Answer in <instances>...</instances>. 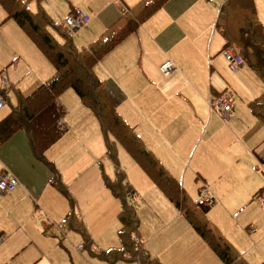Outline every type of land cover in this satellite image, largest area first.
Instances as JSON below:
<instances>
[{
  "label": "crops",
  "instance_id": "0c3cea01",
  "mask_svg": "<svg viewBox=\"0 0 264 264\" xmlns=\"http://www.w3.org/2000/svg\"><path fill=\"white\" fill-rule=\"evenodd\" d=\"M24 1L32 12L44 11L53 25L48 30L59 42L63 39L54 31L57 22L75 9L86 12L90 20L73 40L80 50L115 24L127 7L140 0ZM223 2L167 0L94 64L93 72L101 82L104 96L176 179L181 181V177L185 184L186 176L195 173L196 180L204 182L200 187L208 185L214 202L207 208V219L248 264H260L264 260V251L260 253V240L264 236L260 232L263 231L260 210L256 217L244 215L250 213L246 201L251 203L249 207H260L255 201L260 202V189L264 188V123L249 105L264 93V82L244 62L236 71L228 68L221 52L226 47L237 49L232 44L226 45L216 27ZM253 7L264 27V0H253ZM165 60L175 67L167 76L159 70ZM53 72L46 57L13 20L6 18L0 5V76L4 83L0 85V94L5 98L0 120L17 106L21 96L31 94ZM72 91L65 90L38 112L28 130H17L0 142V174H11L19 183L11 193L0 194V236L4 237L0 241V264H7L2 253L11 240L16 243L9 251L14 252V259L25 244L39 245L54 227L64 228V215L73 213L72 200L79 196H66L50 184L49 164L36 162L32 147L35 144L36 149L51 159L65 187L86 169L88 125L96 122V117ZM216 97L231 101L225 122L209 107V100ZM242 208L240 213L246 211V214L240 221L233 215L231 220L216 216L217 212L228 216L224 209L233 214ZM174 209L177 215L171 222L180 229L175 243L190 242L200 253L210 255L198 234L188 222H182L185 218ZM36 214H44L51 223L41 218L38 223ZM80 218L73 213L71 224L80 225ZM55 238L61 244L62 240ZM112 246L118 248L119 239ZM146 247L151 256L161 259V264L169 263V257L158 253L154 245Z\"/></svg>",
  "mask_w": 264,
  "mask_h": 264
},
{
  "label": "trees",
  "instance_id": "16d2710c",
  "mask_svg": "<svg viewBox=\"0 0 264 264\" xmlns=\"http://www.w3.org/2000/svg\"><path fill=\"white\" fill-rule=\"evenodd\" d=\"M166 1L140 0L127 7L115 24L86 47L78 50L73 40L56 27L54 31L56 29V35L64 38L63 42H59L54 37L48 30L53 25L43 10L32 12L24 0H0L6 18L16 23L54 69L48 80L39 85L31 94L21 96L17 106L0 120V142L8 139L17 130H28L30 121L38 112L65 90L72 89L80 102L96 117L106 138L105 153L114 164L116 178L114 181H105V185L116 199L121 200L117 214L119 220L117 235L120 246L115 249L92 248V240L85 228L81 224L72 225L73 213L70 211L67 214L62 223L80 232L84 242L82 248L87 247L92 257L109 264L120 261L161 264L156 257H152L146 251L141 242L136 240L139 220L132 206L124 201V197L129 196L128 190L131 191V195L134 192L123 183L125 173L118 167L114 146L108 140V136L112 135L223 264H248L207 219V208L191 206L190 197L181 182L171 173L170 175L154 154L145 148L133 128L104 96L100 90L101 82L93 72L94 64L116 47L128 34L135 31ZM223 1L216 27L224 36L226 45H234L243 62L264 82V27L255 16L253 0ZM249 105L251 111L264 123V93L254 98ZM260 264H264V260Z\"/></svg>",
  "mask_w": 264,
  "mask_h": 264
},
{
  "label": "rangeland",
  "instance_id": "374dc122",
  "mask_svg": "<svg viewBox=\"0 0 264 264\" xmlns=\"http://www.w3.org/2000/svg\"><path fill=\"white\" fill-rule=\"evenodd\" d=\"M215 2L220 3V0ZM60 31L62 30L60 29ZM76 34L77 32L73 34L72 37L68 36V34L67 36L74 40ZM59 38L64 39L61 36H59ZM79 45L82 47V44ZM110 103L112 104V102ZM214 111L216 112V110ZM94 121L88 125L90 140L87 143L86 151L89 160L87 161L84 158H81V160L87 161L85 167L86 169L88 167V171L84 169L78 175L74 176L70 186L66 184L65 187L62 182H60L58 172L51 159L48 160L44 152L36 149L35 144V147L34 145H32V147L36 162L42 165L43 162L49 164L52 174L50 184L56 187V189H59L66 196H79L72 200L74 204L73 213H77L81 216L80 220L82 223H78L84 226L90 236L92 240L91 247L108 249L113 247L112 244L116 245L118 243L117 230L119 229V220L117 219V214L119 212L121 200L116 199L112 193L105 188L106 185L104 186L105 181L115 180V167L105 153L106 138L100 129L97 119L96 122ZM128 125L131 126L140 137L136 129L129 123ZM94 131L97 132L95 135L92 134ZM108 140L114 146L118 167L125 173V180L123 183H125V185L127 184L129 189L135 191V193L131 195V191L128 190L127 194L129 193V196L128 198L124 197V201H126L129 206H132V209L136 212V216L139 220L140 228L136 233L137 240L143 242L144 246L147 245V247H149L150 244L154 245L157 248L158 253L166 254L169 257L168 264H221L222 262L217 255L201 238V242H204L203 244L206 246L208 252H210V255L207 253H200L197 246L190 244V242H185L184 244L175 243L179 236L178 231H180V229L177 228L178 226L176 223L171 221L172 217L177 215V211L164 194L153 184L127 150L120 145L112 135L108 136ZM145 148L149 150L146 145ZM103 154L104 157H100ZM98 156L100 157L99 159H97ZM98 160H100L99 163L97 162ZM168 173L170 174V172ZM2 174H6L15 180V185L12 190L7 193H0L9 194L18 187V180L11 174ZM179 179L191 198V203L194 204L198 197L200 184H204V182L200 181V179L196 180L195 173L186 176L185 184L181 177ZM205 185L208 187L207 184ZM261 187L262 186H260V188ZM255 202L260 207L256 205L254 207H249L251 203H249V201L245 202L248 206L247 208H250V213L247 215H244L246 214V211L245 213H240L243 210V207L233 214L227 213L224 209V212L228 214V216L221 212H217L216 216L219 219H230L233 215L234 217L237 216V219L240 221L243 215L248 216L253 214L256 217L260 210V222L261 228L263 229V231L260 232L264 235V211L262 210L264 205L259 202V200H256ZM192 204L191 206L195 207V204ZM66 216L67 215H64V218ZM34 218L36 221L39 220L37 221L38 223H41L40 218L43 221L45 220L47 224L51 223L50 220H46L44 214H36L34 215ZM181 220H183L182 222L187 223L185 219ZM61 233L63 234L61 235ZM55 237H59L62 240L61 244L58 243V240ZM263 238L260 240V253H263L264 251V242H262ZM3 239L4 237L0 236V241ZM83 243L80 232L70 229L66 224L64 228H58V226L54 227L47 237L41 239L39 245L32 243L31 245L25 244L22 246L14 259V252L9 253V251H11L16 245L13 239L5 246L7 250L2 253V256L7 259V264H103L102 261H99L97 258L90 255L87 247L79 249V246H83ZM154 256L155 255L152 257ZM3 260V262H5V259Z\"/></svg>",
  "mask_w": 264,
  "mask_h": 264
},
{
  "label": "built area",
  "instance_id": "2783aa9c",
  "mask_svg": "<svg viewBox=\"0 0 264 264\" xmlns=\"http://www.w3.org/2000/svg\"><path fill=\"white\" fill-rule=\"evenodd\" d=\"M116 2L119 0H115ZM207 2L213 3L217 0H206ZM90 20L89 15L82 9H75L65 18L60 19L57 22V27L61 29L65 34L72 37L79 29L85 26ZM223 57L227 60L229 68L231 71H236V69L243 63L242 58L237 53L234 48L226 47L222 50ZM174 64L170 60H165L159 66L160 72L167 76L174 70ZM1 75V74H0ZM0 85L4 86L3 80L0 76ZM1 88V87H0ZM5 104V98L3 94H0V108ZM209 107L211 110H216L219 118L222 121H226L228 115L231 111V101L225 97H216L209 100ZM15 185V180L6 175L0 174V193H7L13 189ZM260 202L264 205V188L259 194ZM214 202V196L211 194L206 186H202L198 190V197L195 201V205L201 208H208ZM249 232H253V229H247ZM82 246H79L81 249Z\"/></svg>",
  "mask_w": 264,
  "mask_h": 264
}]
</instances>
